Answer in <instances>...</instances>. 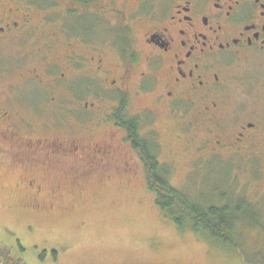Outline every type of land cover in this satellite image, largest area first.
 I'll use <instances>...</instances> for the list:
<instances>
[{
  "label": "flooded vegetation",
  "instance_id": "obj_1",
  "mask_svg": "<svg viewBox=\"0 0 264 264\" xmlns=\"http://www.w3.org/2000/svg\"><path fill=\"white\" fill-rule=\"evenodd\" d=\"M2 46L19 64L15 76L0 74L3 165L57 172L81 158L135 174L145 151L163 169L152 134L190 128L197 159L264 172V113L250 112L246 98L264 84V0H0ZM146 95L150 106L130 107ZM77 111L92 117L79 123L88 134L58 131ZM155 112L156 123H140ZM97 130L109 137L79 138Z\"/></svg>",
  "mask_w": 264,
  "mask_h": 264
},
{
  "label": "rangeland",
  "instance_id": "obj_2",
  "mask_svg": "<svg viewBox=\"0 0 264 264\" xmlns=\"http://www.w3.org/2000/svg\"><path fill=\"white\" fill-rule=\"evenodd\" d=\"M17 57V50L2 46L1 75H16L13 71L19 65L14 62ZM246 98L250 112L264 113V84L251 89ZM111 105L112 102L107 103V109ZM131 106L133 109L150 106L149 96L133 98ZM47 113L50 115L52 110ZM151 116L142 115L140 123L144 125L153 119L156 123L159 113ZM40 118L45 119L43 115ZM91 118L86 111H77L76 122L63 121L57 126L58 131L73 136L81 131L88 134L79 123L86 125ZM189 129L176 138L178 128L169 129L159 138L153 133L157 159L163 162L171 186L194 202L219 207L227 204L231 208L241 200L255 203L257 209L252 206L255 208L250 211L252 215L240 217L239 230H235L239 256L230 248L209 244L202 236L179 230L165 220L154 203V195L147 190L144 170L133 174L120 168H91L81 158L58 163L62 169L57 172L23 171L15 163L7 161L3 165L0 161V246L24 264H251L261 260L264 255L261 165L255 163L254 172L249 174H234L227 173L221 166L225 163L220 160L217 163L214 158L197 159L187 136ZM166 130L161 128L162 132ZM107 137L109 133L97 130L79 138L95 143ZM36 166L32 169L39 167ZM32 181L33 186H28ZM37 185L42 186L40 192ZM257 189L259 194H255Z\"/></svg>",
  "mask_w": 264,
  "mask_h": 264
},
{
  "label": "trees",
  "instance_id": "obj_3",
  "mask_svg": "<svg viewBox=\"0 0 264 264\" xmlns=\"http://www.w3.org/2000/svg\"><path fill=\"white\" fill-rule=\"evenodd\" d=\"M137 143L141 141L138 140ZM140 154L145 166L144 176L147 190L154 195V203L162 217L170 221L177 229L189 230L195 235L202 236L209 244L230 248L239 256L237 251L239 244L236 241L235 230H239L237 225L242 219L240 217L252 215L250 211L257 209L255 203L241 200L242 203L240 201L238 206L231 208L227 204L219 207L194 202L171 186L164 170L156 164L155 156H150L145 151ZM53 255L55 256V253ZM0 264L24 263L12 258L8 250L0 246ZM251 264H264V255L261 256V260H254Z\"/></svg>",
  "mask_w": 264,
  "mask_h": 264
}]
</instances>
